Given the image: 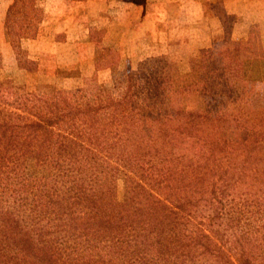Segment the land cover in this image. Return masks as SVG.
I'll use <instances>...</instances> for the list:
<instances>
[{"label": "trees", "instance_id": "trees-1", "mask_svg": "<svg viewBox=\"0 0 264 264\" xmlns=\"http://www.w3.org/2000/svg\"><path fill=\"white\" fill-rule=\"evenodd\" d=\"M42 18L37 0L5 12L19 70L37 69L19 51ZM226 41L191 84L147 58L97 89L87 130L64 128L50 85L0 88V264H264V109L221 108L247 49ZM193 95L216 113L187 109Z\"/></svg>", "mask_w": 264, "mask_h": 264}, {"label": "crops", "instance_id": "crops-1", "mask_svg": "<svg viewBox=\"0 0 264 264\" xmlns=\"http://www.w3.org/2000/svg\"><path fill=\"white\" fill-rule=\"evenodd\" d=\"M12 1H7L3 16ZM150 1L122 0L131 10L140 8L137 16L140 19L134 27L131 22L119 25L118 21V24L111 23L109 27H96V22L89 23V20L104 14L107 17L109 9L103 14L100 10L89 11L87 6L98 4L100 0H43V4L37 0V5L43 9V18L38 26H43L42 33L46 35L52 32L56 45L75 47L81 51L88 49L91 57L97 43L106 49L108 57L112 56V50L122 48V70L128 72L145 58L165 55L168 48L184 46L188 63L195 65L194 79L200 73L203 50L223 59L226 40L242 43V47L247 48L244 54L248 55L246 61L250 66L245 77L235 81L233 87L244 88L246 92L243 94L249 101L264 104V0H188L187 7L179 12L181 24L175 26L179 23L177 20L169 30L161 25L165 21L163 3ZM150 9L156 12L152 14ZM151 20L153 23L149 26ZM98 31H103L99 42L92 36V32ZM27 40H22L21 46ZM87 57L90 54L87 53ZM95 63L92 71L95 70Z\"/></svg>", "mask_w": 264, "mask_h": 264}, {"label": "rangeland", "instance_id": "rangeland-1", "mask_svg": "<svg viewBox=\"0 0 264 264\" xmlns=\"http://www.w3.org/2000/svg\"><path fill=\"white\" fill-rule=\"evenodd\" d=\"M7 1L0 0V88L21 87L26 93L35 94L40 86L50 85L54 88L59 100L64 128L67 130H87L89 127L86 110L87 98L99 88H112L116 77L128 73V71L122 70L123 49L112 50V56L108 57L106 49L100 43H97L103 36V31L92 32L93 39L97 41V44L91 57L88 49L81 51L75 47L56 45L51 36L52 32L46 35L42 33L43 26H37L33 38L29 39V41H24L22 46L20 44L19 51V57L22 60L33 61L37 69L34 73L19 70L15 67V57L11 55L7 48L6 33L3 27V10ZM100 1L98 4L87 6L89 11L100 10L103 14L106 13V9H109L107 17L104 14L105 16L101 15L89 20V23L96 22V27H109L111 23L118 24V22L120 23L119 25H127L131 22V26L134 27V24L140 19L137 17L140 8L131 10L123 4L122 0ZM157 1L163 3L164 11H162V15L165 17V21L161 25L164 29L169 30L173 22L177 23V20H179V23L175 26H179L181 24L179 12L187 7L188 0H151L150 2ZM39 4H43V0H39ZM149 12L153 14L156 10L150 9ZM151 23H153L152 20L148 22V25L150 26ZM243 49V51L247 50ZM166 50L167 53L165 55L148 58H158L168 68L170 74L183 86L201 79L203 76L201 65L199 76L194 79L195 65L188 63L189 57L184 46L171 47ZM87 53L88 55L90 54L89 58ZM247 57L248 55H243V76L235 81L245 77L250 66L249 62L246 61ZM145 59L138 62L134 70L129 72H135L139 63ZM94 61H96L95 70L92 71L91 67ZM118 66L121 68L119 69ZM108 67H110V70L105 71ZM233 83L231 86V97L227 103L228 106H223L221 107L222 109L248 112L264 109L263 103L254 100L249 101L247 96L243 94L246 92L245 89H236L233 87ZM183 104L187 109H206L213 115L217 111V100H210L198 95L187 97ZM194 147L195 143L193 141L178 140L177 149L179 150H192ZM116 193L118 200H121L123 196L122 181L117 182Z\"/></svg>", "mask_w": 264, "mask_h": 264}]
</instances>
